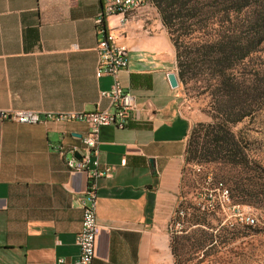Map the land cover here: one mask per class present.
Segmentation results:
<instances>
[{"label":"crops","instance_id":"0c3cea01","mask_svg":"<svg viewBox=\"0 0 264 264\" xmlns=\"http://www.w3.org/2000/svg\"><path fill=\"white\" fill-rule=\"evenodd\" d=\"M99 9L100 0H0V110L109 106L99 93L111 79L94 75ZM156 15L149 5L122 27L115 16L105 20L126 49L127 66L117 79L134 96L135 109L125 127L99 128V166L113 170L96 180L91 264H177L173 237L187 234L173 235L169 223L180 202L186 140L203 116L185 98L174 46ZM168 72L176 74V87ZM86 129L73 119H0V264H76L85 175L69 171L54 145L80 149Z\"/></svg>","mask_w":264,"mask_h":264},{"label":"trees","instance_id":"16d2710c","mask_svg":"<svg viewBox=\"0 0 264 264\" xmlns=\"http://www.w3.org/2000/svg\"><path fill=\"white\" fill-rule=\"evenodd\" d=\"M151 1L174 46L180 83L184 85L192 81L193 88L198 90L196 94L206 93L209 97V120L191 126L185 145V164H224L240 167L248 175L254 169L252 165L261 170L248 154L245 142L231 131V126L251 117L264 104V67L247 68L244 63L264 40V0H255V11L240 21H235L230 14L232 11L238 13L248 0ZM204 4L209 7L207 11L219 8L224 19L208 27L205 38L193 41V25ZM215 181L225 185L220 179ZM231 191L230 201L235 197L250 202L254 196L253 190L234 176ZM180 208H187L184 202L178 204L175 212ZM188 222V227L193 226L190 232L199 233L200 237H190L188 232L180 237L173 234L175 256H179L178 252L184 248L181 241L191 240L198 249L211 246L212 235L207 233L211 226L206 221L205 212L192 207Z\"/></svg>","mask_w":264,"mask_h":264},{"label":"built area","instance_id":"2783aa9c","mask_svg":"<svg viewBox=\"0 0 264 264\" xmlns=\"http://www.w3.org/2000/svg\"><path fill=\"white\" fill-rule=\"evenodd\" d=\"M153 5L151 0H100V9L94 19L95 29L100 34L97 42V61L94 75L109 76V88L101 91L99 95L109 100L106 108L84 112H45L40 114L32 110H0V119H10L20 124H35L40 121L78 120L86 124L87 129L80 136L81 148L70 146L64 148L62 144L54 145L57 154L63 157L64 164L69 171H81L85 175V187L78 198L81 209L80 226L74 236V243L78 247L76 264H91L94 257L95 237L98 225L95 219L96 206V180L99 177H108L113 166H99L97 143L99 128L113 126L123 128L127 125L131 112L135 109L134 96L122 88L117 79L118 71L127 66L126 49L118 44L111 29L105 24L109 16H115L117 25L124 26L132 13L145 6ZM67 152L68 156H64ZM75 153H78L75 156ZM199 167L195 165V170ZM194 206L201 212L220 213L225 217L223 222L253 225L254 215L237 203L230 201L227 187L220 181L212 180L209 174L203 178L202 186L193 197ZM177 214L183 216L184 212L178 210ZM222 222V223H223ZM176 232L183 226L180 222L169 226ZM58 261H62L59 259Z\"/></svg>","mask_w":264,"mask_h":264},{"label":"rangeland","instance_id":"374dc122","mask_svg":"<svg viewBox=\"0 0 264 264\" xmlns=\"http://www.w3.org/2000/svg\"><path fill=\"white\" fill-rule=\"evenodd\" d=\"M202 3H205V1ZM246 4L238 13L231 12L230 16L235 21H240L244 17L251 16V12L255 11V0H248ZM207 8L209 7H206V4H204L201 12L198 14V21L193 25V28H195L192 35L194 37L191 39L193 41L198 40V38H205L208 27L214 26L221 19H224L223 13L218 10L219 8L214 11H207ZM153 18L160 21L158 12ZM205 24H207V27H205ZM244 63L248 66L247 68L254 66L264 67V40L257 45L255 51L248 55ZM181 86L185 98L192 100L197 114L203 116L202 119H199V116L196 117L193 124L198 121H208V95L206 93L196 94L198 90L193 88L195 85L192 81H188L184 85L181 84ZM231 131L242 142H245L248 154L261 170L252 165L251 167L254 169L248 175L240 167H230L214 163H187L184 167L179 189L180 202H184V206L187 208L179 209L184 212L183 216H179L175 212L169 226L171 227L174 223L180 222L183 228L179 232L187 231V235L190 237H200L199 233L193 234L190 232L193 226L188 227V218L192 212V207H195L193 195L202 186L203 178L206 174H209L212 180H222L228 187L230 194L233 187V176L251 188L254 192L251 201L237 199L238 202L243 201L237 204L254 215L255 223L247 226L231 221L232 223L229 224L222 221L225 217L223 214L205 213L206 221L211 226L207 230V233L212 235L211 246L198 249L196 247L197 244L191 240L181 241L180 244L184 248L178 252L179 256H176L177 264H264V104L251 117L232 125ZM195 165L199 167L198 170H195ZM231 200L234 203L237 201L235 197H231ZM179 232H176L174 228L172 229L173 234Z\"/></svg>","mask_w":264,"mask_h":264},{"label":"water","instance_id":"95a60500","mask_svg":"<svg viewBox=\"0 0 264 264\" xmlns=\"http://www.w3.org/2000/svg\"><path fill=\"white\" fill-rule=\"evenodd\" d=\"M166 79L170 87H176L178 84V80L176 74L174 72H168L166 74Z\"/></svg>","mask_w":264,"mask_h":264}]
</instances>
